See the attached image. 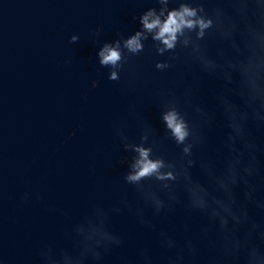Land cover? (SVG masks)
Returning a JSON list of instances; mask_svg holds the SVG:
<instances>
[{"label": "clouds", "instance_id": "1", "mask_svg": "<svg viewBox=\"0 0 264 264\" xmlns=\"http://www.w3.org/2000/svg\"><path fill=\"white\" fill-rule=\"evenodd\" d=\"M154 3L157 6L139 15V29L132 34L117 32L115 39L99 43L102 26L97 25L90 37L96 62L107 69L109 81L119 82L127 73L129 84L135 82L137 72L131 61L145 53L149 40L148 52L162 57L155 60V71L175 70L167 82L151 83L164 139L171 140L179 152L167 154L135 106L126 116H117L113 136L125 152L132 153L118 163L127 162L123 181L132 186L134 199L121 197L108 207L91 205L62 232L69 247L52 242L38 245L39 264H105V258L125 244V234L112 227L113 217L123 214L154 234L159 254L141 244L131 259L119 257V264H193L202 244L213 253L209 264H264V195L260 194L264 165L252 133V128H264V0ZM78 40L76 34L69 37L70 44ZM194 67L221 82L210 90L212 108L202 106L197 98L198 77L186 80ZM90 83L92 88L97 86L96 80ZM218 119L227 129L219 147L211 155L198 156L206 145V130ZM130 120L139 130L136 142L128 134ZM194 166L203 182L194 178ZM30 195L24 192L20 199L28 200ZM178 208L184 212L179 227L157 226V220L167 219ZM251 208L258 217L250 214ZM193 213L205 220L196 236L189 227Z\"/></svg>", "mask_w": 264, "mask_h": 264}, {"label": "water", "instance_id": "2", "mask_svg": "<svg viewBox=\"0 0 264 264\" xmlns=\"http://www.w3.org/2000/svg\"><path fill=\"white\" fill-rule=\"evenodd\" d=\"M154 6V0H0V259L4 264H39L38 245L52 242L69 247L62 232L91 205L108 207L121 197L134 199L132 186L123 181L127 162L118 163L132 153L123 150L112 132L115 118L126 116L130 106L153 128L169 156L179 152L164 139L151 83L167 82L175 70L155 71L153 64L162 57L148 52L149 40L145 53L131 61L135 82L129 84L127 73L119 82L109 81L107 69L96 62L90 37L97 25L102 26L99 43L115 39L117 32L130 35L139 29V15ZM73 34L79 40L70 44ZM193 76L199 79L197 98L202 106L212 108L210 90L221 82L195 67L186 80L191 82ZM92 80L97 81L95 88ZM129 123L128 134L136 142L139 130L134 121ZM226 132L218 119L206 130L205 148L197 155H211ZM252 133L264 165V128H252ZM191 172L204 181L198 167ZM24 192L31 195L22 201ZM260 194L264 195V182ZM250 214L258 217L255 208ZM183 220V209L178 208L156 223L171 228ZM204 222L200 214H192L189 227L194 236ZM112 227L126 239L105 264H119L121 256L131 259L141 244L159 254L154 234L135 225L129 215L114 216ZM212 255L202 244L193 264H209Z\"/></svg>", "mask_w": 264, "mask_h": 264}]
</instances>
